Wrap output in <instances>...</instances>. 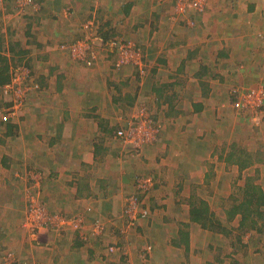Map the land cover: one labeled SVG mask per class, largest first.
I'll list each match as a JSON object with an SVG mask.
<instances>
[{"label": "crops", "instance_id": "1", "mask_svg": "<svg viewBox=\"0 0 264 264\" xmlns=\"http://www.w3.org/2000/svg\"><path fill=\"white\" fill-rule=\"evenodd\" d=\"M34 1L42 6L37 14L0 0V27L22 54L47 67L40 89L28 94L11 122L15 142L0 146V260L12 251L13 264H118L112 256L126 254L124 264H264L261 258H200L199 229L213 233L208 247L221 257L225 238L190 220L191 205L200 199L211 207L212 200L234 196L238 177L240 189L250 176L264 190V160L253 158L240 169L238 159L247 153L229 159L240 140L230 123L233 85L264 82V41L254 35L264 29V16L257 15L264 2L208 0L202 12L175 13V0ZM87 22L91 29L84 28ZM92 32L135 41L145 73L130 64L116 69L117 57L102 48L94 67L62 49ZM141 108L160 121L157 138L136 146L113 136ZM30 167L43 174L39 187ZM147 175L155 180L150 215L131 224L123 210L137 180ZM38 204L50 216L47 226H31V207ZM76 213L89 222L105 219L104 233L55 219ZM181 229L188 240L177 246L173 235ZM167 239L171 250L162 247ZM112 243L121 248L110 252Z\"/></svg>", "mask_w": 264, "mask_h": 264}, {"label": "built area", "instance_id": "2", "mask_svg": "<svg viewBox=\"0 0 264 264\" xmlns=\"http://www.w3.org/2000/svg\"><path fill=\"white\" fill-rule=\"evenodd\" d=\"M8 1H14L15 8L19 12H24L28 7L37 9L39 6L34 0ZM175 1L177 4L175 13H185L189 9L202 12L207 3V0ZM91 27V22L84 24V28L87 30L91 29ZM95 41L99 43V47L97 48H102L107 56L111 55L112 57H117L114 61L116 68H122L130 64L138 66L141 74L145 73L144 62L142 60V48L131 40L116 36L105 41L101 34L92 32L71 43H64L61 47L62 49L70 50L71 56L75 60L81 61L88 66H93L98 60L97 52L94 48ZM29 73V69L27 68H13L12 80L2 87V94L8 106L7 109H4L5 116L0 110V122L1 120L7 121L9 118L15 119L19 116V113L23 111L26 104L29 96L28 94L32 90H38L40 88L38 84L34 83L33 80L29 78ZM232 92L236 96V99L232 102V108L238 112H242L246 117L250 116L254 119L255 123H260L261 118L259 117H263L264 111V86L259 85L248 88L235 87ZM158 131L159 127L156 126L154 120L150 119L147 115L146 109L141 108L135 113L133 119L131 118L129 126L118 129L115 136L126 143L140 146V144L154 141L157 138ZM33 181L35 187L40 186V180L35 178V176L33 177ZM154 186L155 180L152 175L141 176L137 180V191L128 197L127 204L123 210V215L132 221L131 224H137L139 219L149 216L150 206L148 199ZM43 209L44 207L40 204L31 207V218L29 220L32 223H36V225H31L32 227H38L43 224L47 226L46 222L50 216H45L46 213L41 212ZM51 219L53 222L54 217L51 216ZM55 219H58L60 225H72L74 229L81 231L89 227L91 234L95 236L103 234L106 228L104 222L101 220L95 219L89 222L87 217L81 213L74 215L72 218H66L62 214H58L55 216ZM32 234H36V232L33 230ZM85 238L87 237L85 236ZM107 247L110 252L118 251L121 248L117 243L109 244ZM149 249H151V246H149ZM14 261V253L8 251L0 260V264H13Z\"/></svg>", "mask_w": 264, "mask_h": 264}, {"label": "rangeland", "instance_id": "3", "mask_svg": "<svg viewBox=\"0 0 264 264\" xmlns=\"http://www.w3.org/2000/svg\"><path fill=\"white\" fill-rule=\"evenodd\" d=\"M244 1H245L246 5L249 2H254V1H255V3L258 2V4H261V2H264V0H244ZM156 2H157V0H155L154 3H156ZM2 3L4 4L5 2H2ZM173 5H174V3H173ZM184 5H185V2H184ZM176 6H177V4L175 2L174 8ZM2 8L3 7L0 6V10H2ZM114 9H116V8H114ZM11 12L14 13V10ZM16 12L17 11L15 10V13ZM261 13H262V16H264V8H262V7L260 8V6H259V9L257 10V15L260 16ZM12 18H13V16H11V15L8 16V20L12 19ZM253 20H254V18H253ZM258 21L259 20H257V23H258ZM7 22L8 21H6V23ZM255 32L256 33L254 35H256L258 38H260V37L263 38V41H264V29L262 27H260V28H257V30ZM109 34H111V33H109ZM11 39L13 42L11 41ZM128 40H131V39H128ZM14 42H15V39L13 37L8 38V34H6L5 30H3V27L2 28L0 27V44H2L4 47L3 54L7 55L9 57L10 56L13 57L11 59L13 65L18 64V63H20V64L24 63L26 65H29L35 74L34 78H37V80H39L40 83L42 84V81L40 79V74H42L44 72V70H47V67H44V66L41 67L40 62H37L35 57H27L26 55L22 54L20 52V50L17 48V45L14 44ZM96 42L97 41H95V44H94L95 50L97 49L98 44H99ZM97 58H98V60L100 58V57H98V53H97ZM76 61H78V60H76ZM78 62L81 63V61H78ZM32 63H34V64H32ZM251 82L252 81H249L247 83H238L235 85H239L237 87H240V88H248L250 86H248L246 84H249ZM259 85L264 86V82H262ZM233 87H234V85H233ZM234 100H235V98L232 96V100H231L230 104H232V102ZM7 106H8V103L2 94V90H0V110L2 111V113H4V116H5V110L4 109L5 108L7 109ZM232 110L234 111V112H231L232 117L230 120V123L232 126L231 130L233 132L232 135L234 136V134H235V136L238 135L240 137V140L237 143H235V146H233V148H236V150H239V149L246 150L245 152H247V153L249 152L250 154H252V159L255 158V159H259V160H264V120L262 119V117H259V118H261L260 123H255L254 119L251 120V119H248L246 117L245 118L243 117L244 119H242V118L238 117L240 114H242V112H240V111L238 112V111L234 110V108ZM263 115H264V111H263ZM8 120L7 121L1 120V122H0V146L5 145V144L7 145V143L11 144V143L15 142L14 140H11L12 139L11 137H13V135L12 134L10 135L7 133V127H6V124H8V123L12 124L11 122L14 119L9 118ZM159 123H160V121H159ZM159 123L154 121V124L156 126H159ZM237 132H239V134H237ZM7 140L8 141L10 140V141L8 142ZM218 152H217V154H218ZM238 154H240V153L238 152ZM238 154H236V156H238ZM28 169H32L31 171L28 170L30 172V174L29 173L28 174L35 176V178L40 179L41 176H43L42 173H39V172L36 173V170L34 169V167H30ZM236 174L238 175V173H236ZM29 175H28V180L31 179ZM238 179H239V177H238ZM238 179H236V181L234 183H232V189L234 192V196L232 195L231 197H229L227 199H220V200L215 199V200L211 201L212 202L211 209L213 211H215V213H216L215 218H216L217 222L221 223L219 228H222V230H224V231L227 228L228 229L227 232H229L227 234H223V232H221L223 234V238H225V241L222 243L223 244L222 247H220L222 249V252H221L222 257L220 255H218L219 253L214 252L213 249H210L208 247L209 242L212 241L211 234H213V233L211 231H209V232L208 231H202L201 229L198 228L199 231L196 232V236L194 237V239L197 241L196 245L199 247L197 249V252L201 253L200 258H205L204 256H206V258H225L227 256L226 258H261V259H264V240H263L261 234L255 232V231H246V232H243V234H242V231L240 232V231H238V229L233 231L234 226H237L238 217H235L234 219H230L228 211L230 210V208L233 204L234 198L236 196H238L241 192V189H240L241 185L240 184H242V182L238 181ZM120 217H121V215H120ZM239 220H240V217H239ZM102 222H104L105 224L106 223L108 224V222L105 219H103ZM174 226L176 229V226H178V224L176 223ZM136 228H137L136 233H139V230H138L139 226L136 225ZM143 236L144 235L141 234L138 237V239L140 240L139 243L142 247L144 246V243H145V239L143 238ZM173 236H176V238H177L176 232ZM170 238H172V236L169 237V239ZM169 239H167V242L164 244L165 246L163 245L162 247L166 248V246L168 245V246H170V250H171L173 248V245L170 243ZM156 241L158 242V239ZM150 244L151 243H149L148 245H150ZM151 245L153 246V248H152L153 251L160 249L161 250L160 255H162L163 258L168 257V254L166 252L163 253L162 247L159 248L160 245H157V243H156V245L155 244H151ZM126 255H128V254H126ZM126 255H120L117 257H115V255H113L112 258L113 257L117 258L118 264H124L127 261V259L123 258V256L125 257Z\"/></svg>", "mask_w": 264, "mask_h": 264}, {"label": "trees", "instance_id": "4", "mask_svg": "<svg viewBox=\"0 0 264 264\" xmlns=\"http://www.w3.org/2000/svg\"><path fill=\"white\" fill-rule=\"evenodd\" d=\"M41 7L42 6L40 4L37 9L33 7H28L27 9L31 8L32 11H34L37 14L38 12H40ZM99 34H101V36L103 37L105 41H108L109 39L114 37V36L112 37V34H109V33L106 34V36L102 32H100ZM3 51H4V47L2 44H0V90H2V87L6 83L12 80V76H13L12 70L15 67L16 68L22 67V68L29 69V72H30L29 78L32 79L34 83L38 84L39 87H41L40 81L37 80V78H34L35 74L29 65H26L24 63H21V64L18 63V64L13 65L11 61L13 57L4 55ZM89 67H94V65L89 66ZM116 69H121V68H116ZM235 87H233L232 90ZM232 90H231V94L236 99V96L233 94ZM6 127H7L8 134H14V131L17 130V126L15 124L8 123L6 124ZM118 129L120 128H117L112 132L113 136L116 134ZM236 151L237 152L240 151L241 154L243 155L247 153L243 149L236 150V148H234V152L230 154L229 159H232L231 157H234ZM251 157H252V154L247 153V156L245 158L240 157L242 159L240 158L238 159L237 164L240 166V169L248 167L250 164H252L253 161L251 160L252 159ZM254 180L255 179L253 177H250V176L247 177L244 187L241 189L240 194L234 198L233 204L228 212H229L230 219H234L235 217L240 216L238 227H234L233 231L238 229V231L240 232L242 231V234L243 232H246V231H255L261 234L264 240V190ZM76 214H80V213H76ZM63 216L66 218L73 217V216L67 217L65 215ZM215 217H216V213L211 209L209 203L206 200L200 199L198 202L191 205V209H190V220L191 221L200 224L202 228L204 229H209L214 232L216 231L223 232V234L229 233L227 232L228 230L227 228L225 229V231L222 230V228H219L221 223L217 222ZM179 234L180 235L176 238V240L173 241L174 244L177 246L181 245V242H184V244L187 243V240H188V237H187L188 235L185 229H181Z\"/></svg>", "mask_w": 264, "mask_h": 264}]
</instances>
